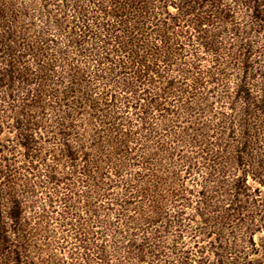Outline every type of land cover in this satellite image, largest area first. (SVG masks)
I'll list each match as a JSON object with an SVG mask.
<instances>
[{
  "label": "rangeland",
  "instance_id": "1",
  "mask_svg": "<svg viewBox=\"0 0 264 264\" xmlns=\"http://www.w3.org/2000/svg\"><path fill=\"white\" fill-rule=\"evenodd\" d=\"M0 264H264V0H0Z\"/></svg>",
  "mask_w": 264,
  "mask_h": 264
}]
</instances>
